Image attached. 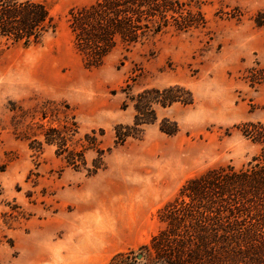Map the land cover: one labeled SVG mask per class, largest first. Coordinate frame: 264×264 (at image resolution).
I'll use <instances>...</instances> for the list:
<instances>
[{
  "label": "rangeland",
  "instance_id": "rangeland-1",
  "mask_svg": "<svg viewBox=\"0 0 264 264\" xmlns=\"http://www.w3.org/2000/svg\"><path fill=\"white\" fill-rule=\"evenodd\" d=\"M41 1L56 32L30 47L0 39V264H109L149 243L164 226L159 211L188 180L219 166L241 169L259 154L237 127L264 123V86L244 80L264 64V27L254 23L264 0H192L205 28L165 32L90 69L68 19L98 0ZM173 86L189 90L193 105L155 106L157 121L114 148L115 127L134 124L132 99ZM164 120L179 132L162 133ZM74 121L70 149L82 151L93 131L101 149L112 148L93 177L68 166L56 146L30 148L45 129ZM85 158L91 169L97 152Z\"/></svg>",
  "mask_w": 264,
  "mask_h": 264
},
{
  "label": "trees",
  "instance_id": "trees-1",
  "mask_svg": "<svg viewBox=\"0 0 264 264\" xmlns=\"http://www.w3.org/2000/svg\"><path fill=\"white\" fill-rule=\"evenodd\" d=\"M68 23L74 47L88 69L102 66L119 49L129 52L165 32L188 33L207 24L192 0H98L70 11ZM254 23L264 27V13L257 15ZM56 30L57 23L43 1L0 0V39L30 47L41 44ZM244 80L252 88L264 86V64L248 69ZM132 100L134 124L115 127L114 148L138 138L144 126L157 121L155 106L194 103L192 93L180 86L145 90ZM237 128L260 146L259 154L241 169L219 166L188 180L159 211L164 226L149 243L138 251L116 254L109 264H264V123L250 122ZM1 131L0 123V135ZM160 131L174 136L179 128L164 120ZM78 133L75 121L49 127L42 133L43 141H31L30 148L41 152L44 144L56 146V155H65L68 166L86 170L87 176L93 177L106 169L105 158L112 148L101 149L93 131L85 135L87 145L82 151L72 150L69 143ZM87 150L97 152L91 169L87 168Z\"/></svg>",
  "mask_w": 264,
  "mask_h": 264
}]
</instances>
